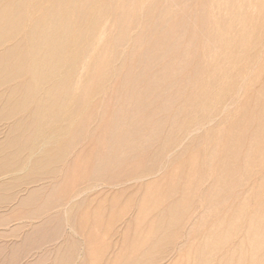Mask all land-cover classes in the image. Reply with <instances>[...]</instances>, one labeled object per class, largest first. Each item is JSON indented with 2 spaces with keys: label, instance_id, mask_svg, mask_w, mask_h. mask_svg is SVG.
<instances>
[{
  "label": "bare ground",
  "instance_id": "obj_1",
  "mask_svg": "<svg viewBox=\"0 0 264 264\" xmlns=\"http://www.w3.org/2000/svg\"><path fill=\"white\" fill-rule=\"evenodd\" d=\"M194 1L0 0V204L21 181L57 173L88 136L101 153L92 178L145 186L132 201L136 257L143 226L150 242L186 222L207 169L198 224L212 226L189 255L211 264L244 227L240 254L228 253L226 264H245L244 248L252 264H264V0H198L193 10ZM112 85L110 108L102 97ZM93 220L98 236L100 211ZM81 228L89 264H107L105 249L91 244L88 216Z\"/></svg>",
  "mask_w": 264,
  "mask_h": 264
},
{
  "label": "rangeland",
  "instance_id": "obj_2",
  "mask_svg": "<svg viewBox=\"0 0 264 264\" xmlns=\"http://www.w3.org/2000/svg\"><path fill=\"white\" fill-rule=\"evenodd\" d=\"M198 4V0L193 2V10ZM258 86L259 83L250 86L241 101L231 108L230 114L236 112L245 101H250L253 89ZM117 92V85H112L108 87L106 94L102 97L111 100L110 108L115 102ZM95 126L96 124L92 126L91 130ZM79 130L82 129L79 128ZM89 130L90 126L86 130L84 129V134L86 135ZM75 131L77 128L70 130V132ZM206 132L201 133V136L204 137L199 148L202 156L205 155L207 149ZM100 155L98 149L94 148V140L91 141L90 137L86 136L80 144L71 148L64 161L60 163L61 165L59 164L57 173H54L52 169L49 172H53V174L46 178L34 176L21 181L15 189L14 195L11 194L10 200L0 204V264H21V261L15 259L24 254V251L27 253V257L33 259L26 264H64L63 258L69 259L71 264H89L86 234H83L81 228V217L84 215L86 220L87 216L90 218V231L94 238L91 242L92 246L95 245V248L101 251L105 249L104 255L106 253V256L103 255L104 258L102 257L100 262L105 259L107 264H113V261L118 264H132L135 259L140 261L138 264H198L200 262V258L194 257L193 254L190 256L189 252L196 253L198 245L204 240L212 226L210 224L207 227H202L198 224L205 212L203 200L200 199L202 197L199 198V195L210 181L207 169L204 172L206 181L197 194L198 197L186 222L180 227L172 229L171 238L168 240H164L168 234V228L164 226L153 235L154 239H151L150 242L148 240L151 235L150 227L143 226V236H146L142 251L144 255L136 257L134 241L138 208L133 200H139L145 195V186L143 182L139 183V181L136 182L130 178H92L96 171L95 162L100 158ZM188 159L186 156L182 161L188 162ZM171 167L169 166L168 170ZM109 171L110 176L117 174L118 166L111 167ZM89 176L91 177L89 178ZM132 182L134 183L132 184ZM91 191L93 193H90ZM239 193L241 191L236 190L235 194L239 195ZM127 203L131 205L125 206ZM228 203L231 204L230 201ZM253 203L255 202L252 200V206H254ZM99 205H103L104 208L98 210L97 206ZM67 207L68 209H66ZM73 207L76 209L70 213ZM125 208L128 210L123 212ZM220 210L225 214L230 208L226 203L225 207ZM96 211H100L101 215L98 236L97 225H94L95 221L93 220ZM252 212L254 210L250 211V213ZM66 216L68 217L66 218ZM243 229L244 227L229 241L226 247L216 254L211 264H226L224 258L230 252L236 255L240 254V243L244 237ZM41 248L43 253L40 256ZM243 251L246 256L245 264H252L249 255L251 251L248 248H244ZM235 263L234 260V263L231 264Z\"/></svg>",
  "mask_w": 264,
  "mask_h": 264
},
{
  "label": "crops",
  "instance_id": "obj_3",
  "mask_svg": "<svg viewBox=\"0 0 264 264\" xmlns=\"http://www.w3.org/2000/svg\"><path fill=\"white\" fill-rule=\"evenodd\" d=\"M3 199V198H2ZM1 199V200H2ZM0 200V201H1ZM24 203H25V201H23ZM42 253H43V249L41 248L40 249V256L42 255ZM23 255V257L21 258V256ZM18 259H15V260H17V261H21V264H22V262H23V264H26V263H28V262H30V261H32L33 259L30 257L29 258V256L27 257V253L24 251V254H22ZM25 255V256H24ZM36 255H37V253H36ZM69 258V257H68ZM64 264H71V261L69 260V259H66V258H63V261H62Z\"/></svg>",
  "mask_w": 264,
  "mask_h": 264
}]
</instances>
